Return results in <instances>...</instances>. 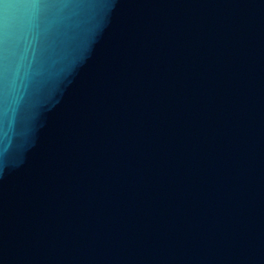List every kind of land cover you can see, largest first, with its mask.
<instances>
[{
	"label": "water",
	"instance_id": "1",
	"mask_svg": "<svg viewBox=\"0 0 264 264\" xmlns=\"http://www.w3.org/2000/svg\"><path fill=\"white\" fill-rule=\"evenodd\" d=\"M0 264H264V0H0Z\"/></svg>",
	"mask_w": 264,
	"mask_h": 264
}]
</instances>
